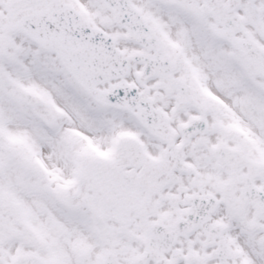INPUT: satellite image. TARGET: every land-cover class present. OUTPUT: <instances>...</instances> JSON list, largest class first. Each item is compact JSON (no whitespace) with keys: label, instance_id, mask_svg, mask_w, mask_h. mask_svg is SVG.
<instances>
[{"label":"snow or ice","instance_id":"6c2138e0","mask_svg":"<svg viewBox=\"0 0 264 264\" xmlns=\"http://www.w3.org/2000/svg\"><path fill=\"white\" fill-rule=\"evenodd\" d=\"M0 264H264V0H0Z\"/></svg>","mask_w":264,"mask_h":264}]
</instances>
